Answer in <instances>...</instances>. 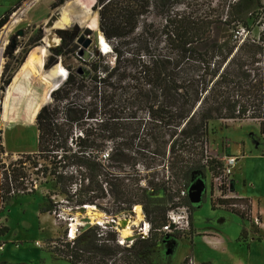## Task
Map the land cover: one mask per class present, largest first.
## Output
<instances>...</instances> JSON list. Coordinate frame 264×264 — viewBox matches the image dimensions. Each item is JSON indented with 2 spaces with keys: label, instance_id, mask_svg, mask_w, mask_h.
Here are the masks:
<instances>
[{
  "label": "trees",
  "instance_id": "trees-1",
  "mask_svg": "<svg viewBox=\"0 0 264 264\" xmlns=\"http://www.w3.org/2000/svg\"><path fill=\"white\" fill-rule=\"evenodd\" d=\"M179 1L97 0L114 66L98 54L89 71L72 72L53 93L52 104L42 108L63 80L62 68L52 70L57 80L34 111L36 152L21 155L0 172V206L20 191L33 195L35 181L41 185L51 179L74 208L95 206L117 219L141 206L150 223L149 237L126 248L118 245L116 231L98 227L73 241L59 239V248L51 241L54 259L149 264L147 253L163 239L154 231L167 224L170 210L190 205L186 194L195 175L208 171L214 179L222 172L221 159L204 164L210 123L250 119L263 132L264 5L219 0L193 12L188 3L177 8ZM13 9L0 18V27ZM152 13L163 19L159 27L147 22ZM257 25L261 30L254 37ZM63 35L57 54L70 47L76 33ZM218 201L212 200L214 208L247 219L230 207L245 200ZM56 205L48 199L41 214H55ZM7 233L0 226V237Z\"/></svg>",
  "mask_w": 264,
  "mask_h": 264
},
{
  "label": "rangeland",
  "instance_id": "rangeland-1",
  "mask_svg": "<svg viewBox=\"0 0 264 264\" xmlns=\"http://www.w3.org/2000/svg\"><path fill=\"white\" fill-rule=\"evenodd\" d=\"M27 1L0 0V18L15 7L5 24L0 27V50L4 39L9 38V41H11L12 38L19 37L26 52H28L26 57L24 56V60L17 65L13 58H10L8 61L4 60L6 64L0 76V172L3 171L4 166H8L21 155L36 152L38 139L37 117L34 122H30V114L36 107H40L52 86V82L57 80V76L52 70L62 68L69 72V70L80 71L83 69L82 63L76 59L74 52L71 51L61 57H54L53 48H48V57L43 64V72H40L39 68L25 70L19 78L14 94L11 93L10 88L15 82L16 75L21 74V71H23V65L29 54L40 47L46 46L45 44L37 43L45 35L43 24L51 20L59 8L72 0H31L33 1L32 5L27 8L26 12L20 15L18 21L12 23L11 19L14 14ZM218 1L180 0L179 5L176 7L183 8L188 3L192 11L196 12L207 9L206 7L211 2L217 3ZM260 2L261 5H264V0H260ZM83 3L90 6L94 3V0H83ZM147 22L159 27L163 24V19L152 13L149 15ZM68 30L81 31L82 29L80 26L75 25V27ZM260 30L261 26L257 25L254 27L252 36L257 37ZM45 31L47 32V29ZM35 35H39V38L34 39ZM244 35L246 34L241 31L240 36ZM49 44H52V42ZM92 58L94 60H91V62L95 63L97 58H95L94 53ZM112 60L113 56L111 54L106 55L104 64L113 67L114 64H111ZM11 99L12 103L9 105L6 113L7 104ZM50 99H53V97H50ZM50 102L51 100H48L46 104ZM257 130L256 125L244 124L241 121H213L209 127L210 135L213 134L217 138H222L221 143L223 144H225L224 138H227L234 147L238 146L237 144L241 136L249 138V134L252 132L257 135H253L252 139H249L252 141L251 144L256 147V143L254 142L258 138L259 131ZM213 136H209V143H211L210 137ZM262 136L264 138L263 132ZM217 145L220 147L219 142ZM210 149L212 155L218 156L213 150L212 143L210 144ZM224 158L223 156L221 160ZM39 182L35 181L36 192L33 195H22L23 192L20 191L18 198L12 199L8 204L0 206V226L8 228V233L0 237V242H3L4 246L10 248V252L4 255L2 264H69L62 258L54 260V256L49 250L51 245H54L51 244V241H56L54 242L56 248L61 247V243L59 244L58 242L59 239H67L69 241L68 233L71 224H74L78 228L77 236L85 232L89 227H98L101 232L116 231L117 228L119 230L116 231L117 243L118 239L124 236L123 229L126 226H129V235L124 237L128 238V240H135L139 238L138 234L143 223L150 224L143 210V215L139 219L138 214L133 210L131 215L120 218L118 224L114 225L110 221L111 216L106 215L95 206L94 209L74 208L67 201L66 197L60 194L51 179H48L47 183L46 180L42 181L43 184L41 185ZM192 186L196 187L193 198L190 197V193L186 194L190 205L186 206V204H183V206H186L191 228L181 232L177 231L172 234V237L166 236L160 230L158 231V229L154 231L157 237L161 238L163 236V239L147 253L149 264H190L192 258L198 264H202L208 259H212V257L224 260L222 254L212 252L205 245L206 240L210 236L221 237L222 239V234L232 240L233 237L240 235L244 225L247 224H245L246 221L244 222V219L238 214L227 212L218 205L215 206L216 208L213 207L212 200L217 202L219 198L217 187L216 185L214 186L210 172L205 171L195 175ZM28 192L32 191L29 190ZM48 199L57 204L55 214H41L40 212L41 208L48 204ZM194 199L197 203H194ZM174 236H180V238ZM37 242H41L44 247H38ZM0 245L2 244L0 243ZM121 247L126 248V246ZM1 252L2 250L0 251V259L2 256Z\"/></svg>",
  "mask_w": 264,
  "mask_h": 264
},
{
  "label": "built area",
  "instance_id": "built-area-1",
  "mask_svg": "<svg viewBox=\"0 0 264 264\" xmlns=\"http://www.w3.org/2000/svg\"><path fill=\"white\" fill-rule=\"evenodd\" d=\"M80 1L82 2L83 4L82 6L84 7V9L91 13L92 15L91 19L85 21L82 26L79 23H73L72 21L69 28H73L75 27V25H78L81 27L82 29L81 31H78V30L70 31L68 30L69 28L67 29L55 28L51 32H48V31L46 32L45 29H47L48 22H45L43 24V30H44L45 35L40 40L37 41V43L45 44L47 51H48V48H53L52 51H53L54 57H58V56L61 57L65 53H69L71 51L74 52V54L76 55V59L79 60L83 66L82 67L83 69L80 70L81 72L79 70L78 71L69 70L68 72L67 70L63 69L64 70L63 80L57 83V85L50 92L48 100H51V102L49 104H52L53 102V99H50V97L52 98V94L64 86V84L67 82L72 72L80 75L84 70L89 71L91 69L90 68V65L92 64L91 60H94V58H92L93 53L95 55V58H97L98 54H100L104 58L106 55L111 54L113 56V60L111 61V64H114L116 60V56L113 51L112 42L106 39V37L104 36V34L102 33L100 29L99 12L102 9V6L98 4L97 0H94V3L90 6H87L86 3L84 4L83 0H80ZM94 9H96V11H94ZM86 30L90 31V34L86 35L85 37L87 40L91 41L88 47H84L78 44L79 37L82 34H84V31ZM74 32L76 33V35L70 47L63 49L61 54H57L56 50L62 46V43L64 40L63 34L64 33H74ZM48 34L51 37L54 36V38L52 37L54 41L53 44H47V42L49 41ZM38 38H39V35L34 36V39H38ZM11 43H15V45L13 46V49H14L13 53L9 55L7 53V49L11 45ZM26 54H28V52H26L19 37L18 38L14 37L12 38L11 41H9V38L4 39V41L2 42L1 50H0V59L2 60V64L0 67L1 68L0 76L3 73L4 65L6 64L4 60L8 61L10 60V58H13L15 64L17 65L24 60V58L26 57ZM49 104L45 103V105L42 106V108ZM263 135H264V125H263ZM210 144L211 143L207 142L204 146V152H205L204 164H209V162L212 161L213 159H221L217 155H212ZM224 159H223L224 165L222 168V172L213 179L214 186L216 185L217 187L218 198L222 200H238V201L242 200L238 198L230 190L231 189V179H232L235 167L238 163V159L235 156H225ZM184 195L185 193H183V196ZM230 207H232L233 209L234 208L239 209L241 212L245 213L247 216V219L252 223V226H254L256 230L264 231V210L253 213V210H251V206L247 203H236V204L234 203V204H230ZM83 208H85V206H83ZM133 210L136 212L135 208ZM167 218H168L167 224H165L160 230L162 233L166 235L174 234L177 231L181 232V231L189 230L191 228L190 219H189L188 212L186 210V206H181L179 208L169 211ZM119 219L120 218L114 219L113 217H111L110 221L111 223L115 225V224H118ZM74 229H75V235H73V228L71 224L69 228V233H68L69 241H73L79 236V235L77 236L78 228L74 226ZM116 231H119V230L116 228ZM149 234H150V224L144 222L138 234L139 238L147 239L149 237ZM133 242L134 240H128V238L124 236H121L118 239V244L121 246L130 247L133 244ZM37 246L40 248L44 247V245L41 242H37ZM0 250H3V245L0 246ZM190 264H197V263L192 258L190 260Z\"/></svg>",
  "mask_w": 264,
  "mask_h": 264
},
{
  "label": "crops",
  "instance_id": "crops-1",
  "mask_svg": "<svg viewBox=\"0 0 264 264\" xmlns=\"http://www.w3.org/2000/svg\"><path fill=\"white\" fill-rule=\"evenodd\" d=\"M242 122L244 124H253L257 126V131H259V133L257 141L254 142L256 143V147L251 144L252 136L257 135L254 132L249 134V138L251 139L247 138V136H241L237 147H234L227 138H224L225 144L221 143L222 138H217L215 137L216 135H210L213 136L210 137V139L213 150L219 157H237L238 163L231 179L230 190H232L238 198L245 200L251 206L253 213H256L264 210V138L262 136L260 124L257 121L248 119L241 121V123ZM218 142L220 143V147L217 145ZM244 222L247 224L244 225L240 235L233 237L232 240L228 237L226 238L223 234L221 235L222 239L221 237L216 238L215 236H210V238L206 240L205 245H207L212 252L222 254L224 260L212 257V259H208L202 264H264V231L256 230L251 226L248 219H244ZM0 243L3 245L0 259V264H2L3 257L6 253L10 252V248L4 246L3 242Z\"/></svg>",
  "mask_w": 264,
  "mask_h": 264
},
{
  "label": "bare ground",
  "instance_id": "bare-ground-1",
  "mask_svg": "<svg viewBox=\"0 0 264 264\" xmlns=\"http://www.w3.org/2000/svg\"><path fill=\"white\" fill-rule=\"evenodd\" d=\"M89 1H91V0H89ZM32 2L33 1L28 0L26 3H24V5L19 9V11L14 14V16L11 19V22L14 23V21H18L20 15H22L24 12H26L27 8L32 5ZM82 5L83 4L80 0H72V1L67 2L63 7L59 8L56 11V13L54 14V16L52 17V19L48 21L47 31L51 32L55 28L67 29L70 27V24L72 21H73V23H79L82 26L84 24V22L87 20H90L91 16H92L91 13L86 11ZM48 37H49V41L47 42V44H49L51 42L53 44L54 41H53L52 37L54 38V36L51 37L48 34ZM47 57H48V51H47L45 46L40 47L39 49H36L31 54H29V56L27 57V60L25 61L24 65H23V71H21V74L16 75L15 82L12 84V87L10 88L12 94H14V90L16 88L18 81H19V78L25 70H27V69L35 70V69L39 68L38 70L40 72H43V64H44ZM1 64H2V60H1ZM1 64H0V67H1ZM0 73H1V68H0ZM11 101H12V99L7 104L8 107L5 110L6 113L8 111L9 105L12 103ZM42 104L43 103H41V105ZM36 108H35V110H36ZM34 111L30 114V122H34L35 118L37 116V114H35ZM231 192H232V190H231ZM85 208L86 209H94L95 207L88 205V206H85ZM135 210H136V213L138 214V219L141 218L143 215L142 214V208L140 206H136ZM167 215H168V213H167ZM167 222H168V218H167ZM74 226L75 225L72 224L73 235H75ZM128 229H129V226H126L125 229H123L124 236L129 235Z\"/></svg>",
  "mask_w": 264,
  "mask_h": 264
},
{
  "label": "water",
  "instance_id": "water-1",
  "mask_svg": "<svg viewBox=\"0 0 264 264\" xmlns=\"http://www.w3.org/2000/svg\"><path fill=\"white\" fill-rule=\"evenodd\" d=\"M21 33V32H20ZM88 34H90V31L89 30H86V31H84V34H82L80 37H79V39H78V44H80V45H82V46H84V47H88L89 45H90V43H91V41L90 40H87L85 37H86V35H88ZM197 187H200V186H197ZM196 187H193L192 185H191V188H190V190H189V195H190V197H192L193 198V196H194V189H195ZM195 198V197H194ZM194 203H197L196 201H195V199H194Z\"/></svg>",
  "mask_w": 264,
  "mask_h": 264
},
{
  "label": "flooded vegetation",
  "instance_id": "flooded-vegetation-1",
  "mask_svg": "<svg viewBox=\"0 0 264 264\" xmlns=\"http://www.w3.org/2000/svg\"><path fill=\"white\" fill-rule=\"evenodd\" d=\"M4 85V84H3ZM0 103H1V101H0Z\"/></svg>",
  "mask_w": 264,
  "mask_h": 264
}]
</instances>
